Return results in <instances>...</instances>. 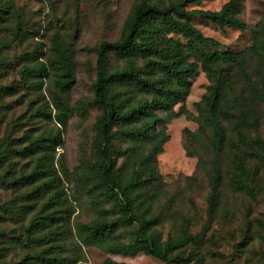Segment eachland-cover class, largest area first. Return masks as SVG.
<instances>
[{
    "label": "trees",
    "instance_id": "trees-1",
    "mask_svg": "<svg viewBox=\"0 0 264 264\" xmlns=\"http://www.w3.org/2000/svg\"><path fill=\"white\" fill-rule=\"evenodd\" d=\"M241 1L245 0H230L217 11H188L191 4L202 0H173L163 7L144 1L134 9L121 37L97 48L94 102L100 114L93 141L96 161L86 165L79 180L96 218L70 229L82 246L122 256L145 253L165 264L198 261L197 253H187L186 249L199 243L203 234L191 233L189 220L184 221L175 240L162 242L156 228L164 220L162 207L157 208L164 195L158 157L170 140L167 125L181 115L176 106L186 102L191 79L200 68L209 75L211 84L202 101L196 103L199 130L192 136L207 141L206 152L211 157L204 163L210 185L208 216L211 220L216 217L226 189L251 202L264 196V25L255 26L254 42L242 52H207L210 45L220 44L193 23L194 17H200L245 32L251 26L238 15L244 5ZM4 5L8 3L0 0V21L8 20ZM22 31L20 19L15 39ZM38 46L40 51L44 44ZM41 54H27L37 63L25 66L21 76L27 87L36 90H42L45 80L53 78L58 91L52 93V104L56 120L64 123L72 111L64 95L77 83L76 54L59 36L52 41L47 58L38 61ZM110 54L122 59L121 68L109 67ZM2 65L5 59L0 57ZM1 90L12 91L9 87ZM41 113L52 118L51 110L47 114L42 109ZM61 143V132L46 131L26 149L40 155L33 169V176L42 181L34 191L37 197L62 184L50 156ZM8 152L0 147V164ZM57 199L53 196L43 215L28 226L31 245L50 242L49 236L40 233L47 229L51 234L65 232L66 219L60 216ZM105 205L110 208L105 209ZM256 223L264 229L263 220ZM124 233L131 235L126 238ZM65 249V244H55L49 256L40 255L36 261L58 264L53 254ZM102 264L130 263L108 258Z\"/></svg>",
    "mask_w": 264,
    "mask_h": 264
},
{
    "label": "rangeland",
    "instance_id": "rangeland-1",
    "mask_svg": "<svg viewBox=\"0 0 264 264\" xmlns=\"http://www.w3.org/2000/svg\"><path fill=\"white\" fill-rule=\"evenodd\" d=\"M1 1L8 3L4 6L9 15L7 21H0V57L5 59V65L0 66V147L9 152L0 164V264H41L36 258L49 256L55 244L66 245L64 252L53 254L57 256L58 264H102L108 258L130 264H165L145 253L122 256L82 246L70 229L79 222L96 218L94 207L79 180L86 165L96 161L93 141L100 114L94 102L97 48L121 37L128 19L140 3L146 1L163 7L173 0ZM229 1L202 0L200 4H191L188 11H217ZM241 2L244 5L238 15L251 26L245 32L194 17V25L220 44L210 45L207 52H242L252 46L255 26L264 25V0ZM20 19L23 31L21 37L15 39ZM58 36L75 51L77 65V83L64 95L72 110L64 123L56 120L52 104V93L58 91L53 78H47L43 89L36 90L27 87L21 76L25 66L37 63L35 57L39 52L42 54L38 61L47 58L52 41ZM176 38L187 42L181 37ZM39 43L44 44L40 51ZM29 53H34L35 57L29 58ZM123 64L122 59L110 54L111 69L121 68ZM191 82L186 102L176 106L181 115L167 125L170 140L158 157L164 195L157 208L162 207L164 220L156 228L157 236L162 242L177 239L187 219L191 233L203 234L199 243L186 249L187 253L196 252L198 256L197 262L189 264H264V229L256 223L257 219L264 221V196L251 202L226 189V198L216 217L211 220L208 216L210 185L204 163H209L211 157L207 156V141H198L192 134L199 130L200 113L196 103L202 101L211 83L202 68ZM1 87H9L12 91L4 92ZM42 109L47 114L51 110L52 118L42 114ZM46 131L61 132L62 143L50 156L54 173L61 177L62 184L37 197L34 191L42 181L33 176V169L40 155L27 153L26 149ZM27 176L30 178L26 179ZM53 196H58L57 208L62 212L60 216L65 217L67 227L65 232L60 230L58 234H51V229L40 232L51 241L33 246L29 243L27 228L43 215ZM104 208L110 207L105 205ZM124 234L126 238L131 235Z\"/></svg>",
    "mask_w": 264,
    "mask_h": 264
}]
</instances>
